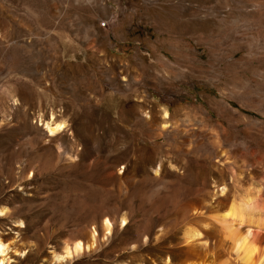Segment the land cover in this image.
Instances as JSON below:
<instances>
[{
    "label": "rangeland",
    "instance_id": "rangeland-1",
    "mask_svg": "<svg viewBox=\"0 0 264 264\" xmlns=\"http://www.w3.org/2000/svg\"><path fill=\"white\" fill-rule=\"evenodd\" d=\"M208 1L0 0L10 264L219 262L211 239L191 252L183 235L238 186L264 194V41L244 36L264 9ZM103 217L112 236L54 261Z\"/></svg>",
    "mask_w": 264,
    "mask_h": 264
},
{
    "label": "bare ground",
    "instance_id": "bare-ground-1",
    "mask_svg": "<svg viewBox=\"0 0 264 264\" xmlns=\"http://www.w3.org/2000/svg\"><path fill=\"white\" fill-rule=\"evenodd\" d=\"M217 1L218 0H215V2ZM259 1L260 7L264 9V0ZM212 2L213 0L211 3ZM257 14L258 13H256V15ZM257 19H259V23H261V25L258 26L259 28L256 30L248 28L244 31V36L250 41H264V25L262 24L264 19L263 11L262 13L259 12ZM202 29L203 27L199 30ZM195 30H197V27H195ZM166 115L167 113L165 117ZM41 126L44 127L48 136L52 137L65 132L64 130L67 124L64 121H57L54 114H51L46 120H41ZM238 187L231 201H222L223 203L220 204V209L218 208L220 211L211 209L209 211L210 215L208 214L209 217L206 215V219L204 218L205 220L202 218L203 220L196 221L201 231L192 227H187L189 229H186L184 232L183 236L185 238H183L191 252L197 251L198 247L206 244L207 242L204 240H212L214 247L218 251L216 259L219 262L204 264H237L235 261H231L233 257L231 258L230 255H234L235 259L241 264H264V194H261L260 191L262 190L255 188L252 184L245 187ZM220 190L223 195L226 188L222 187ZM7 210L6 208H0V216H6ZM21 224L22 223H19V225ZM116 224L115 221L103 217L100 225H91L89 227L88 241L83 242L78 237L79 239L74 240L71 245L67 244L61 254L54 253V261L63 262L65 259L72 258L71 256L73 255H80L84 253L85 250L89 251L98 244L101 236L103 238L112 236ZM118 224L120 227H124L126 225V218L121 216L118 220ZM10 252V247L0 238V264H10L12 262L9 256Z\"/></svg>",
    "mask_w": 264,
    "mask_h": 264
}]
</instances>
